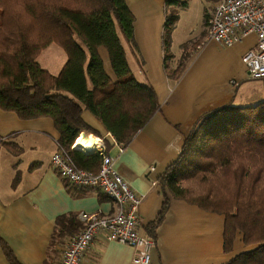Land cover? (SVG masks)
Here are the masks:
<instances>
[{"label":"crops","instance_id":"crops-1","mask_svg":"<svg viewBox=\"0 0 264 264\" xmlns=\"http://www.w3.org/2000/svg\"><path fill=\"white\" fill-rule=\"evenodd\" d=\"M168 1L128 0L135 15L138 46L136 56L128 49L129 64L136 79L155 90L158 112L123 151L99 119L88 110L83 114L86 123L101 133L91 134L98 140L95 149L99 139H105L106 154L113 158L115 170L143 196L139 228L149 237V225L165 202L159 180L178 160L196 123L209 112L232 103L247 106L254 99L246 93L240 97V93L243 84L252 81L247 78L243 57L255 48L257 37L251 35L232 47L213 42L208 39L207 18L209 21L223 0H180L187 6L177 9L178 22L166 50L163 37ZM192 20H202L203 27L200 34L187 37L183 23ZM179 67L178 79L169 78V72ZM261 100L262 95L251 102ZM58 139L52 119L22 120L16 113L0 109V264H11L5 246L19 264H60L68 240L83 228L81 212L107 216L115 212V203L108 196L73 186L57 173L52 155L61 150ZM61 217L66 218V231L57 237L56 224ZM224 227V215L170 197V209L157 229L150 264H228L239 254L257 248L245 246L239 235L233 251L226 253ZM134 256L132 247L108 241L101 234L82 264H134Z\"/></svg>","mask_w":264,"mask_h":264},{"label":"trees","instance_id":"trees-1","mask_svg":"<svg viewBox=\"0 0 264 264\" xmlns=\"http://www.w3.org/2000/svg\"><path fill=\"white\" fill-rule=\"evenodd\" d=\"M186 6L180 0L167 2L166 50L177 9ZM52 44L67 55L58 75L37 61ZM137 47L128 0H0V109L22 120L52 119L61 149L78 167L97 171L102 156L86 155L97 149L85 154L71 149L83 131L101 136L86 123L85 110L123 148L159 110L153 87L139 82L130 67L128 49L136 56ZM101 49L108 52L110 72ZM180 70L169 72V78L177 80ZM159 182L165 202L149 225L151 237L157 238L173 197L225 216L226 253L239 235L245 246H258L228 264H264V100L205 114ZM65 219L57 221V237L66 231ZM4 250L11 264H19L8 247Z\"/></svg>","mask_w":264,"mask_h":264},{"label":"built area","instance_id":"built-area-1","mask_svg":"<svg viewBox=\"0 0 264 264\" xmlns=\"http://www.w3.org/2000/svg\"><path fill=\"white\" fill-rule=\"evenodd\" d=\"M251 35L257 37V44L244 55L243 63L247 78L260 81L264 88V0H223L215 7L209 19V40L232 47ZM99 140L101 143L95 151L102 156V162L97 171L78 167L63 149L52 155V165L61 178L73 186L102 192L116 206L115 212L108 216L86 212L79 214L83 228L68 240L60 264H82L86 252L101 234L108 241L132 247L135 250L134 264H150L155 240L143 235L139 228V208L143 196L136 193L115 170L113 158L106 154L105 139ZM74 145L72 150H75ZM119 146L123 151L124 148Z\"/></svg>","mask_w":264,"mask_h":264},{"label":"rangeland","instance_id":"rangeland-1","mask_svg":"<svg viewBox=\"0 0 264 264\" xmlns=\"http://www.w3.org/2000/svg\"><path fill=\"white\" fill-rule=\"evenodd\" d=\"M212 0H209V3H211ZM205 3V1H203ZM209 7V6H207ZM206 12H204L205 14ZM212 17V14H211ZM183 26L185 28V31L183 32V35L189 37L192 35H198L201 33V28L203 27L202 20L197 22L196 20L192 21H184ZM190 26L192 28H190ZM208 30H209V22H208ZM196 31V33L194 32ZM172 39V36H171ZM81 45L82 42H80ZM102 56L106 62V68L107 70H111L110 67V59L109 55L106 49H101ZM38 63L41 65L42 68L48 70L54 75H58L63 66L65 65L67 61V55L64 52V50L57 44L50 45L45 51L42 52V54L38 58ZM140 81H143L141 78ZM144 83V82H142ZM247 94L246 97L254 98L253 100H249L250 105H254L257 103L251 102L254 101L259 96H264V88L260 81H247L243 84V87L241 89L240 97L243 96V94Z\"/></svg>","mask_w":264,"mask_h":264},{"label":"bare ground","instance_id":"bare-ground-1","mask_svg":"<svg viewBox=\"0 0 264 264\" xmlns=\"http://www.w3.org/2000/svg\"><path fill=\"white\" fill-rule=\"evenodd\" d=\"M96 141L98 140L95 136L83 133L82 136H79V138L75 141L74 148L83 152H92L95 149L94 144H96Z\"/></svg>","mask_w":264,"mask_h":264},{"label":"water","instance_id":"water-1","mask_svg":"<svg viewBox=\"0 0 264 264\" xmlns=\"http://www.w3.org/2000/svg\"><path fill=\"white\" fill-rule=\"evenodd\" d=\"M75 150H77V151H78L79 149H75ZM90 154H92V153H90ZM257 247H258V246H257Z\"/></svg>","mask_w":264,"mask_h":264}]
</instances>
